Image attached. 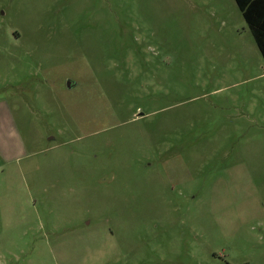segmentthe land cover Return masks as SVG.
Masks as SVG:
<instances>
[{
	"label": "rangeland",
	"instance_id": "obj_1",
	"mask_svg": "<svg viewBox=\"0 0 264 264\" xmlns=\"http://www.w3.org/2000/svg\"><path fill=\"white\" fill-rule=\"evenodd\" d=\"M0 264H264L235 0H0Z\"/></svg>",
	"mask_w": 264,
	"mask_h": 264
},
{
	"label": "trees",
	"instance_id": "obj_2",
	"mask_svg": "<svg viewBox=\"0 0 264 264\" xmlns=\"http://www.w3.org/2000/svg\"><path fill=\"white\" fill-rule=\"evenodd\" d=\"M264 59V0H235Z\"/></svg>",
	"mask_w": 264,
	"mask_h": 264
},
{
	"label": "flooded vegetation",
	"instance_id": "obj_3",
	"mask_svg": "<svg viewBox=\"0 0 264 264\" xmlns=\"http://www.w3.org/2000/svg\"><path fill=\"white\" fill-rule=\"evenodd\" d=\"M72 84H70V82L68 83V87H71Z\"/></svg>",
	"mask_w": 264,
	"mask_h": 264
}]
</instances>
